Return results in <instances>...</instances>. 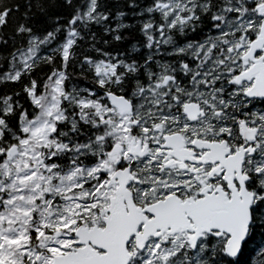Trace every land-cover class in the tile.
Segmentation results:
<instances>
[{
	"label": "snow or ice",
	"instance_id": "6c2138e0",
	"mask_svg": "<svg viewBox=\"0 0 264 264\" xmlns=\"http://www.w3.org/2000/svg\"><path fill=\"white\" fill-rule=\"evenodd\" d=\"M0 264H264V0H0Z\"/></svg>",
	"mask_w": 264,
	"mask_h": 264
}]
</instances>
